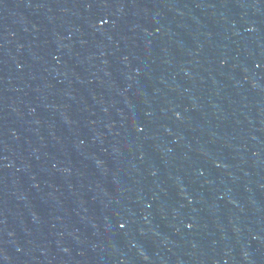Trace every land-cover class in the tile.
<instances>
[{
  "label": "water",
  "instance_id": "1",
  "mask_svg": "<svg viewBox=\"0 0 264 264\" xmlns=\"http://www.w3.org/2000/svg\"><path fill=\"white\" fill-rule=\"evenodd\" d=\"M0 264H264V0H0Z\"/></svg>",
  "mask_w": 264,
  "mask_h": 264
}]
</instances>
